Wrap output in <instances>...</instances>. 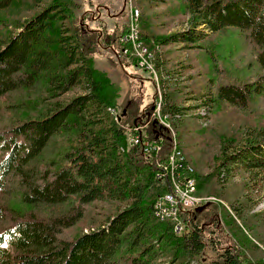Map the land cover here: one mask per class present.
Masks as SVG:
<instances>
[{"label":"trees","instance_id":"16d2710c","mask_svg":"<svg viewBox=\"0 0 264 264\" xmlns=\"http://www.w3.org/2000/svg\"><path fill=\"white\" fill-rule=\"evenodd\" d=\"M181 1L190 27L160 38L144 34L140 21L143 39L153 49L156 42L189 45L207 36H200L201 25L211 33L234 28L249 38L255 61L245 73L234 69L228 63L240 41L234 47L227 34L211 41L213 96L203 97L202 106L213 111L228 102L245 111L264 103V0ZM78 7L76 0H0V264L254 263L224 232L211 202L206 216L199 207L182 209L178 221L157 214L156 202L170 188L158 172L170 165L172 136L151 122L142 138L164 136L151 162L141 144L131 145L129 128L143 123L153 105L140 95L119 102V85L96 67L93 54L102 41L122 49L121 32L90 26L76 15ZM170 96L165 92L161 111L171 120L186 107ZM234 151L224 159L264 166L255 158L264 159V129ZM186 160L180 171L188 175ZM91 206L101 223L84 232L79 225ZM226 221L236 224L228 211Z\"/></svg>","mask_w":264,"mask_h":264},{"label":"rangeland","instance_id":"374dc122","mask_svg":"<svg viewBox=\"0 0 264 264\" xmlns=\"http://www.w3.org/2000/svg\"><path fill=\"white\" fill-rule=\"evenodd\" d=\"M76 2L79 4L76 9L77 16H85L90 26H105L106 31L117 29L121 32L126 28L133 7L143 23V33L147 30L156 37L168 38L173 34L183 33L190 27L191 15L188 10L184 11L181 0H76ZM140 11L145 17L143 21V14L140 18ZM15 12L17 13V10ZM197 29L202 31L200 36H208L211 33L205 25ZM234 31V28L223 29L196 43L190 42L189 45L182 41L161 45L155 41L154 76L157 89L148 73L133 66H127V69L122 66L121 58L116 56L106 41H102L105 46L98 47L93 58L96 67L106 71L119 85L121 89L119 102L124 103L128 99V102H131L132 98L140 95L152 104L155 94L161 92L164 98L167 92L171 94L172 102L186 107L181 113L182 116L171 115V120L167 115L166 117L168 130H172V127L174 130L170 131V134L175 149L181 147L186 155L180 151V157L187 159L188 168L193 169L190 175L194 176L196 171L201 181L196 193L207 201L201 210L205 211L200 215L208 214L209 209L206 208L210 202V206H217L224 232H229L227 234L231 236L230 239L246 250V254L254 261L251 264H264V166L252 167L241 160L234 162L233 159H224L227 153L233 154L234 149L243 146L254 132L264 129V103L259 106L253 104L245 111L228 102L222 103V107L220 105L213 111L207 106H202L203 97L213 96L209 84L211 59L206 50L211 41L217 37V40L223 41L225 38L221 36L226 34L231 35L234 47L235 40L240 41L228 63L234 69L245 73L248 63L255 61L249 38L245 40L244 35H236ZM193 43H199L202 47L192 45ZM157 44H160V48ZM115 46L119 48V43ZM256 71L253 70V76L257 75L254 74ZM124 108L128 110V107ZM259 157L255 158L264 164V159ZM222 160L226 161V164L219 168L218 163ZM96 209L97 207L93 206L89 208L79 225L82 231L89 232L100 226ZM227 211L236 219L235 226L226 221ZM5 247H9V242L5 243Z\"/></svg>","mask_w":264,"mask_h":264},{"label":"built area","instance_id":"2783aa9c","mask_svg":"<svg viewBox=\"0 0 264 264\" xmlns=\"http://www.w3.org/2000/svg\"><path fill=\"white\" fill-rule=\"evenodd\" d=\"M120 41L122 43V50L118 52V57L127 62L135 63L137 68L147 72L152 77L156 86L154 76L155 49L143 39L140 29V19L136 16L135 9H131L130 21L128 22L126 29L122 32ZM154 104L155 106L151 113L148 114L146 120L132 128L134 133L129 139L131 145H142L144 159L147 162L153 160L154 152L156 153L161 150L162 146L159 145L156 140L143 139L142 135L144 133L142 132V129L151 124L153 120H156L161 124L162 128L168 130V118L161 112L163 106L161 92L155 97ZM171 147L172 154L169 157L170 165L163 166L164 170L158 172V177L162 178L164 182L170 181V189L165 194L159 196L156 205L163 206L166 220L170 219L178 221L182 209H193L206 201V199L198 196L196 193V178L180 171V168L184 167L183 158H179V152H176L175 143H173V141ZM176 230L179 232L182 230L181 220L176 226Z\"/></svg>","mask_w":264,"mask_h":264},{"label":"bare ground","instance_id":"6f19581e","mask_svg":"<svg viewBox=\"0 0 264 264\" xmlns=\"http://www.w3.org/2000/svg\"><path fill=\"white\" fill-rule=\"evenodd\" d=\"M136 16L138 17L139 16V13L138 12H136ZM157 54V53H156ZM156 60H154V62H155ZM154 69H155V65H154ZM154 72H155V70H154ZM157 75V74H156ZM156 79L158 80V78H157V76H156ZM160 87V86H159ZM163 95V94H162ZM161 95V96H162ZM164 99V98H163ZM150 125V124H149ZM149 125H147L146 127H144L143 129H142V132L143 133H145L146 134V130H147V128L149 127ZM169 133H171L170 131H169ZM162 134H157L156 135V137L155 138H153V140H156L157 142H158V144L159 145H161V146H163V144H164V136H161ZM174 142V141H173ZM176 150V149H175ZM179 150V149H178ZM178 150H176V152H179V156L181 155V153H180V151H178ZM182 158V157H181ZM187 165V164H186ZM189 171V175L191 174V172L193 171V169H189L188 170ZM158 207V212H157V214L161 217V218H166V216H164V210H163V206H160V205H158L157 206ZM156 207V208H157Z\"/></svg>","mask_w":264,"mask_h":264},{"label":"water","instance_id":"95a60500","mask_svg":"<svg viewBox=\"0 0 264 264\" xmlns=\"http://www.w3.org/2000/svg\"><path fill=\"white\" fill-rule=\"evenodd\" d=\"M127 113V108H124L123 114L120 116V118H122L124 115H126ZM205 207V205L201 206V208L199 207V210H202Z\"/></svg>","mask_w":264,"mask_h":264}]
</instances>
